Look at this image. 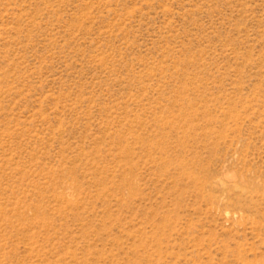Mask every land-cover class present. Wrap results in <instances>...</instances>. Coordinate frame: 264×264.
<instances>
[{"label": "rangeland", "instance_id": "rangeland-1", "mask_svg": "<svg viewBox=\"0 0 264 264\" xmlns=\"http://www.w3.org/2000/svg\"><path fill=\"white\" fill-rule=\"evenodd\" d=\"M0 264H264V0H0Z\"/></svg>", "mask_w": 264, "mask_h": 264}]
</instances>
